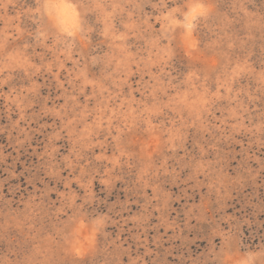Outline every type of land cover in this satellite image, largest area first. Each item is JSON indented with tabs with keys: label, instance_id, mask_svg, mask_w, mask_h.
<instances>
[{
	"label": "clouds",
	"instance_id": "clouds-1",
	"mask_svg": "<svg viewBox=\"0 0 264 264\" xmlns=\"http://www.w3.org/2000/svg\"><path fill=\"white\" fill-rule=\"evenodd\" d=\"M0 264H264V0H0Z\"/></svg>",
	"mask_w": 264,
	"mask_h": 264
}]
</instances>
